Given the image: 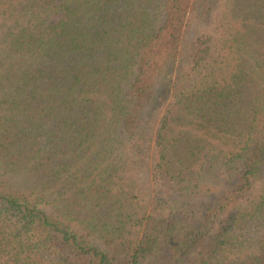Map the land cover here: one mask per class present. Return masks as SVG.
<instances>
[{"label": "trees", "instance_id": "obj_1", "mask_svg": "<svg viewBox=\"0 0 264 264\" xmlns=\"http://www.w3.org/2000/svg\"><path fill=\"white\" fill-rule=\"evenodd\" d=\"M0 264H264V0H0Z\"/></svg>", "mask_w": 264, "mask_h": 264}, {"label": "rangeland", "instance_id": "obj_2", "mask_svg": "<svg viewBox=\"0 0 264 264\" xmlns=\"http://www.w3.org/2000/svg\"><path fill=\"white\" fill-rule=\"evenodd\" d=\"M207 28L213 30L215 25ZM150 156L151 150L149 149L145 154V157L133 166V169L129 174L130 179L141 187V190L148 201H152L156 194V183L154 182L152 175Z\"/></svg>", "mask_w": 264, "mask_h": 264}]
</instances>
